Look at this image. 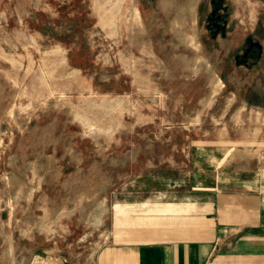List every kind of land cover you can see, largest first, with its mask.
<instances>
[{
	"label": "rangeland",
	"instance_id": "rangeland-1",
	"mask_svg": "<svg viewBox=\"0 0 264 264\" xmlns=\"http://www.w3.org/2000/svg\"><path fill=\"white\" fill-rule=\"evenodd\" d=\"M251 40L262 55L241 64ZM242 135L260 154L264 0H0V208L14 236L88 246L136 176L181 175L191 144Z\"/></svg>",
	"mask_w": 264,
	"mask_h": 264
},
{
	"label": "crops",
	"instance_id": "crops-1",
	"mask_svg": "<svg viewBox=\"0 0 264 264\" xmlns=\"http://www.w3.org/2000/svg\"><path fill=\"white\" fill-rule=\"evenodd\" d=\"M250 140L191 144L185 173L136 176L88 246L36 229L14 236L0 208V264H264V142L247 154Z\"/></svg>",
	"mask_w": 264,
	"mask_h": 264
},
{
	"label": "flooded vegetation",
	"instance_id": "flooded-vegetation-1",
	"mask_svg": "<svg viewBox=\"0 0 264 264\" xmlns=\"http://www.w3.org/2000/svg\"><path fill=\"white\" fill-rule=\"evenodd\" d=\"M211 14H212V18L210 19L214 22L221 18V15L216 13L214 6H213V12ZM258 56H259V49L254 44V42L251 40L248 43V45L245 47L244 51L241 53L240 63L246 65L248 64L249 60L254 59V61H256Z\"/></svg>",
	"mask_w": 264,
	"mask_h": 264
},
{
	"label": "water",
	"instance_id": "water-1",
	"mask_svg": "<svg viewBox=\"0 0 264 264\" xmlns=\"http://www.w3.org/2000/svg\"><path fill=\"white\" fill-rule=\"evenodd\" d=\"M209 18H212V14L209 16ZM253 42H254V44L257 46V47H259V43L257 42V41H255V40H252Z\"/></svg>",
	"mask_w": 264,
	"mask_h": 264
}]
</instances>
